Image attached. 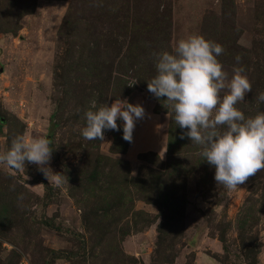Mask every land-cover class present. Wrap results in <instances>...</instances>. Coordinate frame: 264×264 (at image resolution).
Segmentation results:
<instances>
[{
	"label": "rangeland",
	"instance_id": "1",
	"mask_svg": "<svg viewBox=\"0 0 264 264\" xmlns=\"http://www.w3.org/2000/svg\"><path fill=\"white\" fill-rule=\"evenodd\" d=\"M193 33L264 112V0H0V153L44 136L64 177L0 164V264H264V169L218 185L147 89L153 53ZM119 98L145 108L133 140L84 139L85 111Z\"/></svg>",
	"mask_w": 264,
	"mask_h": 264
},
{
	"label": "clouds",
	"instance_id": "2",
	"mask_svg": "<svg viewBox=\"0 0 264 264\" xmlns=\"http://www.w3.org/2000/svg\"><path fill=\"white\" fill-rule=\"evenodd\" d=\"M223 46L199 34H190L176 42L173 50L153 53L156 74L147 81V89L156 98L164 97L172 110L176 126L199 146L202 161L215 169L214 180L226 189H235L264 169V112L247 116L237 105L252 85L243 66L236 67L229 79L218 57ZM241 59L236 57L237 62ZM227 90L223 95V90ZM258 99L264 101V93ZM145 116V108L127 99L85 111L86 124L80 130L86 140H103L105 130L122 129L125 141L133 140L136 122ZM53 149L44 136L18 135L10 148L0 153V164L19 171L26 162L37 165L49 180L60 186L63 174L49 166Z\"/></svg>",
	"mask_w": 264,
	"mask_h": 264
}]
</instances>
